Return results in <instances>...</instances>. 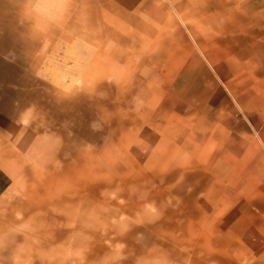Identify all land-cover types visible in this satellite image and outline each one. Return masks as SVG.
<instances>
[{"label":"crops","instance_id":"obj_1","mask_svg":"<svg viewBox=\"0 0 264 264\" xmlns=\"http://www.w3.org/2000/svg\"><path fill=\"white\" fill-rule=\"evenodd\" d=\"M166 52L199 59L188 72L221 98L154 134L140 192L53 173L65 163L34 131L54 100L38 77L53 90L68 75L159 74L143 59ZM41 138L51 171L37 183ZM0 264H264V0H0Z\"/></svg>","mask_w":264,"mask_h":264},{"label":"rangeland","instance_id":"obj_2","mask_svg":"<svg viewBox=\"0 0 264 264\" xmlns=\"http://www.w3.org/2000/svg\"><path fill=\"white\" fill-rule=\"evenodd\" d=\"M166 53L163 57L143 59L150 68L166 69L159 74L104 75L99 83H95L94 75H85L86 79L78 83L77 75H68V89H60L53 82V90L38 77V97L52 96L54 100L51 107H38L34 131L52 135L53 146L59 150L54 160L65 163L64 172L58 166L53 173L68 175L74 183L84 179L88 193L140 192L139 179L148 176L136 165L150 153L156 141L154 134L162 129H183L190 119H198L204 114L202 106L210 93L214 105L221 98L215 90L200 87L208 80L205 75L188 72L190 64L200 65L199 59L189 63L188 58L178 60L171 52ZM173 68L182 72H169ZM209 109L205 113H220ZM228 110L233 120L232 114L238 110L230 99ZM174 122L178 123L175 127L171 126ZM235 124L233 120L230 126L235 129ZM246 125L249 126L247 122ZM49 140L41 138L33 144L32 162L37 168L29 178L37 183L51 171L46 168L48 156L44 152ZM156 160L154 155L152 162Z\"/></svg>","mask_w":264,"mask_h":264}]
</instances>
